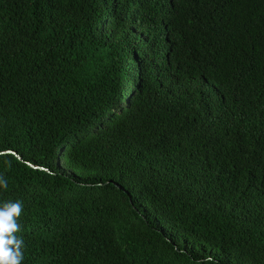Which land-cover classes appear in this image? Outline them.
Returning a JSON list of instances; mask_svg holds the SVG:
<instances>
[{"label":"trees","instance_id":"trees-1","mask_svg":"<svg viewBox=\"0 0 264 264\" xmlns=\"http://www.w3.org/2000/svg\"><path fill=\"white\" fill-rule=\"evenodd\" d=\"M0 177L22 264H264V0H0Z\"/></svg>","mask_w":264,"mask_h":264},{"label":"clouds","instance_id":"clouds-1","mask_svg":"<svg viewBox=\"0 0 264 264\" xmlns=\"http://www.w3.org/2000/svg\"><path fill=\"white\" fill-rule=\"evenodd\" d=\"M7 187V180L0 177V190ZM21 212L22 204L19 201L0 206V264H22L24 242L15 235L20 230L18 219Z\"/></svg>","mask_w":264,"mask_h":264}]
</instances>
